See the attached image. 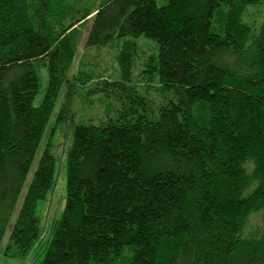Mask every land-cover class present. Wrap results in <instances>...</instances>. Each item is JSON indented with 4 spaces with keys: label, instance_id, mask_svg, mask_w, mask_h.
Instances as JSON below:
<instances>
[{
    "label": "trees",
    "instance_id": "16d2710c",
    "mask_svg": "<svg viewBox=\"0 0 264 264\" xmlns=\"http://www.w3.org/2000/svg\"><path fill=\"white\" fill-rule=\"evenodd\" d=\"M62 0H0V247L39 264H264V0H103L74 19ZM122 41L115 116L77 124L61 216L40 242L37 208L55 184L50 146L33 168L74 46ZM60 25V28H59ZM76 31L74 34H76ZM73 34V35H74ZM165 103L131 83L139 45ZM48 65L40 104L36 63ZM62 119V114L58 117ZM129 256H126V253Z\"/></svg>",
    "mask_w": 264,
    "mask_h": 264
},
{
    "label": "rangeland",
    "instance_id": "374dc122",
    "mask_svg": "<svg viewBox=\"0 0 264 264\" xmlns=\"http://www.w3.org/2000/svg\"><path fill=\"white\" fill-rule=\"evenodd\" d=\"M168 0H157L164 5ZM103 0H62L60 13H68L67 19H74L90 8L99 7ZM264 18V3L249 6L243 14V21L250 26L258 27ZM92 15L75 25L69 35V45H73L72 57L61 88L54 113L41 141L39 151L33 162L36 166L42 149L50 146L55 158V184L47 198L40 202L37 213L41 218V240L47 242L53 219L59 218L65 205L67 186V155L72 144L74 128L77 124L104 121L107 116L116 115L118 103L110 94L100 89L105 81H116L121 78L122 68L119 61L122 41L111 45H87L85 39L92 25ZM60 28V25H59ZM78 31L76 34H74ZM74 34V35H73ZM139 45V53L134 58L131 83L136 89L154 104L165 103L168 93L161 90L156 75L145 70L146 62L152 52L157 51L156 41L144 35L134 38ZM39 76V91L35 104L43 100L49 83L48 65L36 63ZM62 114V119L58 117ZM8 238V237H6ZM6 238L0 247V264H39L34 261L30 252L24 258H10L4 255ZM130 254L127 252L126 256Z\"/></svg>",
    "mask_w": 264,
    "mask_h": 264
}]
</instances>
